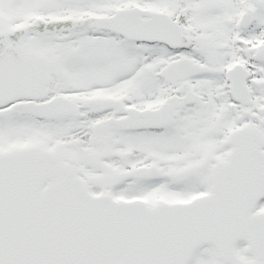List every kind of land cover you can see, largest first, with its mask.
<instances>
[{
    "label": "snow or ice",
    "instance_id": "1",
    "mask_svg": "<svg viewBox=\"0 0 264 264\" xmlns=\"http://www.w3.org/2000/svg\"><path fill=\"white\" fill-rule=\"evenodd\" d=\"M0 264H264V0H0Z\"/></svg>",
    "mask_w": 264,
    "mask_h": 264
}]
</instances>
